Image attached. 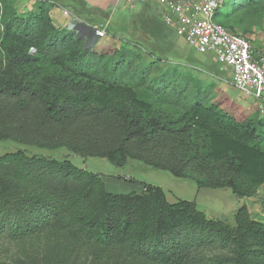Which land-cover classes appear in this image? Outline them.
Wrapping results in <instances>:
<instances>
[{
    "label": "trees",
    "instance_id": "16d2710c",
    "mask_svg": "<svg viewBox=\"0 0 264 264\" xmlns=\"http://www.w3.org/2000/svg\"><path fill=\"white\" fill-rule=\"evenodd\" d=\"M21 1L0 0V141L116 167L139 161L199 189H228L248 205L229 227L192 202L168 203L158 187L111 193L99 175L66 158L17 150L0 156V237L26 245L34 260L25 264H82L88 255L95 264H264L257 110L249 115L234 101L221 107L223 97L208 94L214 84L141 48L139 40L154 43L168 32L151 0L125 4L119 28H108L105 9L85 0H36L19 12ZM53 4L81 23L56 29ZM225 4L215 21L251 41L264 22V0ZM105 24L108 39L122 37L113 40L118 45L93 36L91 28Z\"/></svg>",
    "mask_w": 264,
    "mask_h": 264
},
{
    "label": "rangeland",
    "instance_id": "374dc122",
    "mask_svg": "<svg viewBox=\"0 0 264 264\" xmlns=\"http://www.w3.org/2000/svg\"><path fill=\"white\" fill-rule=\"evenodd\" d=\"M25 1L29 3L28 6L31 8L34 6L33 3L36 2V0L21 1L18 5L19 12L25 8ZM232 2L233 0L226 2L225 6L227 9H230ZM91 3L100 4L102 5L101 7L105 6L104 12L108 13L109 16L107 19L108 28L114 24L118 27L121 24L120 19L123 21L128 15L125 0H93ZM91 5L94 6L93 4ZM137 5L138 2H135L133 7L135 8ZM152 11L159 15L158 8L155 5H152ZM49 14L56 26L60 27V30H68L63 28L66 20L61 16L58 6H53ZM166 29L168 32H166L164 39L156 40L154 43H150L147 39L139 40L141 48L157 56L159 55L167 61L176 63L182 73L192 75L193 78L201 81L200 83L204 85L214 84L216 86L215 90L210 89L211 91H208V94L211 97H215L214 99L223 97L220 99V101L222 100L220 102L221 107L226 106L228 102L234 101L243 107L249 115L255 112L256 103L254 99L237 91L229 83L233 79V73L229 67L221 63L211 53L198 54L173 29L169 27H166ZM248 36L252 43L264 54V22L261 27L253 29ZM121 38L118 34H115V39L113 40L116 41V39ZM101 39L107 40L105 38ZM107 41L112 42L110 39ZM115 41L112 43L118 45ZM162 63L166 64V62ZM182 87H184L183 82L181 83ZM191 90L193 91L194 87ZM224 96H227V98H224ZM17 150H22L30 156L36 155L59 160L66 158L75 167L99 175L107 190L111 193L140 192L141 189L138 183L158 187L164 192L168 203L174 204L179 200L192 202L195 204L196 209L204 213L208 219L214 221L224 220V223L229 227L234 226L235 212L242 205H248L246 200L237 198L228 189H199L193 180L176 178L167 171L153 168L139 161L129 160L123 167H116L104 158H83L71 154L65 149L47 150L20 145L12 141H0V156ZM25 248L27 255L23 251ZM79 258L82 264H95V260L91 255ZM33 260L26 245L23 247L18 243H12L8 239L0 237V264H25Z\"/></svg>",
    "mask_w": 264,
    "mask_h": 264
},
{
    "label": "built area",
    "instance_id": "2783aa9c",
    "mask_svg": "<svg viewBox=\"0 0 264 264\" xmlns=\"http://www.w3.org/2000/svg\"><path fill=\"white\" fill-rule=\"evenodd\" d=\"M143 1L125 0V4L132 8L135 2ZM151 1L157 5L163 24L173 29L190 48L198 54L215 55L231 69L233 88L252 97L257 103L259 116L264 118V54L256 50L240 31H228L215 21V14L228 0ZM53 6L59 7L61 16L66 20L63 28L71 31L81 23L67 9L58 4ZM52 23L60 30L53 19ZM106 26H93V36L108 39Z\"/></svg>",
    "mask_w": 264,
    "mask_h": 264
},
{
    "label": "crops",
    "instance_id": "0c3cea01",
    "mask_svg": "<svg viewBox=\"0 0 264 264\" xmlns=\"http://www.w3.org/2000/svg\"><path fill=\"white\" fill-rule=\"evenodd\" d=\"M89 5H91V4H93L95 7H98V8H100V9H102V10H104V7H101L102 5H100V4H97V3H91L93 0H85ZM24 5H25V8L29 5V3L28 2H24ZM24 9V8H23ZM259 51V50H258ZM230 84H231V81L229 82ZM255 101V100H254ZM255 103H256V101H255ZM257 104V103H256ZM254 109H256V106H255V108Z\"/></svg>",
    "mask_w": 264,
    "mask_h": 264
},
{
    "label": "water",
    "instance_id": "95a60500",
    "mask_svg": "<svg viewBox=\"0 0 264 264\" xmlns=\"http://www.w3.org/2000/svg\"><path fill=\"white\" fill-rule=\"evenodd\" d=\"M221 222H224V220H221Z\"/></svg>",
    "mask_w": 264,
    "mask_h": 264
}]
</instances>
